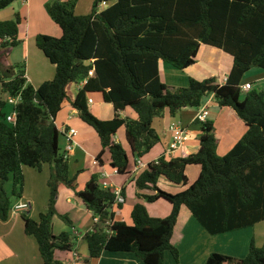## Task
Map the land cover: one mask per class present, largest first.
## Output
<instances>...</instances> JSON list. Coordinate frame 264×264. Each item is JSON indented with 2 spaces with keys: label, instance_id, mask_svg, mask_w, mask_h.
Instances as JSON below:
<instances>
[{
  "label": "trees",
  "instance_id": "obj_1",
  "mask_svg": "<svg viewBox=\"0 0 264 264\" xmlns=\"http://www.w3.org/2000/svg\"><path fill=\"white\" fill-rule=\"evenodd\" d=\"M17 1L25 0H0V12ZM77 3H49L47 12L61 28L62 37L36 38L37 48L56 67L54 80L35 88L28 84L24 65L0 70L3 93L21 97L12 111L17 113L14 123L7 120L12 112L6 111L7 102L0 99V220L8 221L13 207L6 183L13 178V196L21 199L23 167L41 172L49 165L47 211L38 221L29 212L22 217L25 234L36 240L44 264H63L55 252L74 248L69 233L55 235L53 231L56 216L74 228L69 216L57 211L61 186L75 192L88 213L98 218L92 231L84 235L91 260L105 253H130L144 264H165L166 254L171 253L179 264L180 252L172 239L183 207L213 236L264 222V92L241 90L248 72L264 70V0H95L90 14L84 16L75 13ZM103 3L109 7L101 9ZM21 23L19 13L0 22L1 49L21 45ZM203 44L234 58L224 85L214 77L191 79L187 87L162 81L161 61L183 71L197 63ZM82 82L85 85L71 104L100 138L97 162L104 164L109 152L110 167L120 175H130L132 160L136 164L161 143L153 123L167 109L176 117L184 109L199 110L203 99L213 95L221 108L235 110L247 133L230 153L220 157L213 123L196 121L201 131L198 153L173 159L163 154L136 179L138 199L149 204L163 200L172 206L171 214L155 218L145 204L138 203L128 224L116 217V208L122 205L116 204L114 190L104 188L98 175L79 190L77 175L69 174L68 155L61 151L63 134L57 116L69 101V85ZM96 94L113 105L112 120H100L91 112L88 98ZM127 108L136 112L137 120L121 116ZM121 129H125L131 155L115 140ZM189 166L201 168L193 184L186 174ZM162 177L185 189L177 194L162 190ZM206 264H264V245L257 247L252 242L243 259L214 253Z\"/></svg>",
  "mask_w": 264,
  "mask_h": 264
},
{
  "label": "crops",
  "instance_id": "obj_2",
  "mask_svg": "<svg viewBox=\"0 0 264 264\" xmlns=\"http://www.w3.org/2000/svg\"><path fill=\"white\" fill-rule=\"evenodd\" d=\"M55 0H25L17 1L9 8L0 12V22L12 20L16 13L22 18L19 31V40L21 45L13 48L20 50L26 71L28 84L38 88L43 83L52 81L56 75V67L45 57L36 45V38L39 35H48L55 38H61V28L55 24L47 12L46 6ZM68 2L69 0H61ZM95 0H79L75 8L78 16L90 14ZM109 5L101 6L106 9ZM61 32H60V30ZM1 44V41H0ZM12 49L3 50L0 48V56H11ZM14 51V50H13ZM21 65V64H20ZM0 61V68L5 69ZM10 67V65H7ZM234 58L209 45H201L197 56V63L183 71L176 69L168 63L160 62V75L162 81L173 87H187L191 79L204 81L209 78H217L221 85L227 81L232 68ZM261 84L264 86V70L254 68L248 72L243 80V85ZM85 82L71 84L67 88L69 101H66L62 111L57 116V127L63 134L60 139L62 153L66 152L68 145L65 131L75 129L74 148L68 154L69 174L71 177L77 175V184L79 190H84L92 176L98 175L100 184L104 188L124 190L125 204L121 209L116 208L117 218L131 224V213L134 206L138 203L146 205L149 214L155 218H166L172 212V206L161 200L156 203H146L137 197L136 179L139 173L134 171L137 164L132 160L130 175H120L110 167L111 154L107 152L104 157V164H99L96 157L102 150L100 138L96 131L81 121L78 111L73 108L71 102L76 99L80 89ZM254 89V88H252ZM9 99V96H8ZM93 103L89 104L91 112L100 120L108 121L115 117L113 105L106 103L101 94L89 96ZM202 106L209 108V122L213 123L215 136L219 141L218 155L226 156L232 151L236 144L247 133L245 123L239 118L232 108H221L213 95L203 99ZM198 113L196 109H184L176 117L170 115L167 109L162 118L154 121L153 127L161 137V143L141 159L143 164L149 165L157 161L169 147L171 134L168 131L170 124L180 123L191 133L190 140L185 148L178 151L174 158H181L198 153L200 149V127L195 124V118ZM123 118L138 119L136 112L127 108L121 113ZM115 140L123 145L129 155L130 147L126 140L125 129H121ZM46 166L43 167L42 176L37 174V170L23 167L25 177L24 193L20 201L30 204L31 209L28 215L38 221L40 214L45 213L48 208L50 190L48 180L50 172ZM50 169V166H49ZM45 171V172H44ZM201 173L199 166H189L186 174L193 184ZM33 181L41 187L43 200L42 204L35 199L33 195ZM35 185V183H34ZM159 187L171 194H177L185 188L174 185L166 178L159 180ZM57 211L60 215H68L74 224V228L68 227L59 216L53 220V231L55 235L64 232L69 233L74 239V248L72 251H56L55 258L63 264H144L134 254L130 253H105L100 259L91 260L88 246L84 241V235L92 231L95 219L88 213L84 204L76 197L75 192L61 186L57 200ZM167 207V208H166ZM39 213V215H38ZM38 215V217H37ZM21 215L10 213L9 220L3 222L0 220V264H44L39 253V247L33 237L27 236L24 230V222ZM130 222V223H129ZM264 227V222L256 226L241 231L226 233L222 235H210L192 216L185 207L181 209L178 223L176 225L172 243L180 252L179 264H206L210 255L219 253L236 259L247 257L252 242H256L257 229ZM78 228H81L79 230ZM259 245H264V233L261 235ZM258 244V243H257ZM256 245V243H255ZM262 245V246H263ZM260 246V247H262ZM165 264H178L171 253H167Z\"/></svg>",
  "mask_w": 264,
  "mask_h": 264
},
{
  "label": "built area",
  "instance_id": "obj_3",
  "mask_svg": "<svg viewBox=\"0 0 264 264\" xmlns=\"http://www.w3.org/2000/svg\"><path fill=\"white\" fill-rule=\"evenodd\" d=\"M106 3H103L101 6H105ZM94 71H90L89 75L93 76ZM252 89V86L250 84H246V85H242L241 86V90L246 93L248 91H250ZM21 101V97H17V98H13V97H9L8 99V104L16 106L18 105V102ZM88 103L92 104L93 100L92 99H88ZM16 117H17V113L16 112H12L10 115H8L7 120L9 122H16ZM209 117V108L206 106H202L199 110L198 113L196 115L195 118V122L198 121L200 123H205L207 122ZM168 131L171 134V142L169 144L168 149L165 152V157L169 158V159H173L174 155L185 148L186 144L189 142L190 140V136L191 133L188 129L184 128L180 123H172L169 126ZM77 133V131L75 129H70L69 131H65L66 137H67V142L68 145L66 147V153L67 155L73 150L75 142H74V135ZM147 167V165L143 164V162L141 161V159L137 160V164L134 168V171L136 173H141L145 168ZM117 173V172H116ZM114 193L117 197L116 199V204L119 205H123L125 204V198L122 195V190L121 189H115ZM31 209L30 204L26 203V202H22L19 201L18 203H16L13 207H12V213L13 214H17V215H21L23 216L24 214H27ZM96 223L98 222V218H95Z\"/></svg>",
  "mask_w": 264,
  "mask_h": 264
},
{
  "label": "rangeland",
  "instance_id": "obj_4",
  "mask_svg": "<svg viewBox=\"0 0 264 264\" xmlns=\"http://www.w3.org/2000/svg\"><path fill=\"white\" fill-rule=\"evenodd\" d=\"M70 1V0H69ZM68 1V2H69ZM79 1V0H78ZM60 30V29H59ZM61 32V30H60ZM61 35H62V32H61ZM53 37V36H52ZM14 50V51H13ZM13 54L11 56H8L7 58L5 56H0V61L2 62V65L4 64V68H10V67H17L18 65H24L26 62L22 59V55H21V51L20 50H17V49H12ZM7 65H10L7 66ZM1 70V68H0ZM252 86V84H250ZM254 87L252 86V88H254L255 90H258V91H262L264 92V86H262L261 84H253ZM244 97V96H243ZM0 99L4 100L7 102V108H6V111L11 113L14 109V106L13 105H10L8 104V95L7 94H4L3 91H2V87L0 85ZM19 103V102H18ZM46 172L47 170L50 172V169H49V166H46ZM38 172L37 174H40L39 176H42L43 173L39 172V171H36ZM43 172V171H42ZM45 172V171H44ZM35 183V185H34ZM5 190L6 192L8 193V195L10 196L11 198V201L13 203V206L18 203L20 201V199H18V197H15L13 196V190H14V182H13V178H11L5 185ZM33 195L35 196V199L38 200V202L40 204H42L43 202H45V200H43L42 198V194H41V187L37 186V182L36 181H33ZM23 196V194H22ZM50 198V196H49ZM48 198V199H49ZM49 203V202H48ZM166 206L168 203H165ZM167 208V207H166ZM39 215V213H38ZM37 215V217H38ZM23 217V216H22ZM21 217V219L23 220V218ZM131 222V220H129ZM129 222V223H130ZM79 230H81V228H78ZM264 233V227H261V228H258L257 229V236H256V246L257 247H260L262 246L261 244L259 245V241L262 239L261 238V235ZM258 243V244H257Z\"/></svg>",
  "mask_w": 264,
  "mask_h": 264
}]
</instances>
